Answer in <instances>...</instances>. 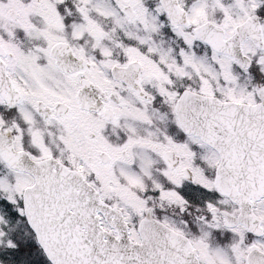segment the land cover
Returning <instances> with one entry per match:
<instances>
[{"label":"snow or ice","instance_id":"6c2138e0","mask_svg":"<svg viewBox=\"0 0 264 264\" xmlns=\"http://www.w3.org/2000/svg\"><path fill=\"white\" fill-rule=\"evenodd\" d=\"M0 264H264V0H0Z\"/></svg>","mask_w":264,"mask_h":264}]
</instances>
